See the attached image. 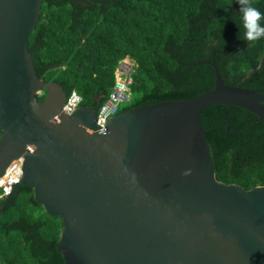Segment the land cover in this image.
Instances as JSON below:
<instances>
[{
	"label": "water",
	"instance_id": "1",
	"mask_svg": "<svg viewBox=\"0 0 264 264\" xmlns=\"http://www.w3.org/2000/svg\"><path fill=\"white\" fill-rule=\"evenodd\" d=\"M44 0H0V177L62 220L66 264H264V185L217 179L200 120L212 104L264 119V94L224 81L183 100L63 111L68 94L36 71L28 38ZM8 197V196H7Z\"/></svg>",
	"mask_w": 264,
	"mask_h": 264
},
{
	"label": "trees",
	"instance_id": "2",
	"mask_svg": "<svg viewBox=\"0 0 264 264\" xmlns=\"http://www.w3.org/2000/svg\"><path fill=\"white\" fill-rule=\"evenodd\" d=\"M91 1L44 0L28 38L37 73L68 95L76 88L82 104H103L126 55L138 67L131 99L119 111L212 89L211 61L226 83L264 94V38L244 40L237 0ZM253 3L264 12V0ZM200 120L217 179L246 190L264 185V119L212 104ZM62 225L36 200L33 187L19 183L0 198V264H66L58 250Z\"/></svg>",
	"mask_w": 264,
	"mask_h": 264
},
{
	"label": "built area",
	"instance_id": "3",
	"mask_svg": "<svg viewBox=\"0 0 264 264\" xmlns=\"http://www.w3.org/2000/svg\"><path fill=\"white\" fill-rule=\"evenodd\" d=\"M137 67L138 62L130 55H126L118 62L114 72L115 83L113 90L103 104L97 109L96 123L98 126H105L106 120L119 112L120 104L130 101L131 85L134 82L133 74ZM82 101L83 96L74 88L67 96L63 111L72 113L75 108L82 104ZM23 160L24 158L22 156L12 160L0 177L2 178L0 183V198L11 195L20 183V178L23 175Z\"/></svg>",
	"mask_w": 264,
	"mask_h": 264
},
{
	"label": "clouds",
	"instance_id": "4",
	"mask_svg": "<svg viewBox=\"0 0 264 264\" xmlns=\"http://www.w3.org/2000/svg\"><path fill=\"white\" fill-rule=\"evenodd\" d=\"M237 3L240 6L244 40L256 42L264 38V12L255 6L253 0H237Z\"/></svg>",
	"mask_w": 264,
	"mask_h": 264
},
{
	"label": "rangeland",
	"instance_id": "5",
	"mask_svg": "<svg viewBox=\"0 0 264 264\" xmlns=\"http://www.w3.org/2000/svg\"><path fill=\"white\" fill-rule=\"evenodd\" d=\"M127 104H128V102H122V103L120 104V109H121L123 106L127 105Z\"/></svg>",
	"mask_w": 264,
	"mask_h": 264
},
{
	"label": "flooded vegetation",
	"instance_id": "6",
	"mask_svg": "<svg viewBox=\"0 0 264 264\" xmlns=\"http://www.w3.org/2000/svg\"><path fill=\"white\" fill-rule=\"evenodd\" d=\"M75 1H78V0H75ZM93 1H95V0H92L91 2H93ZM103 1H104V0H103ZM103 1H102V2H103ZM91 2H90V3H91ZM88 3H89V2H88ZM63 89H64V88H63ZM64 91H65V90H64ZM65 92H66V91H65ZM66 93H67V92H66Z\"/></svg>",
	"mask_w": 264,
	"mask_h": 264
},
{
	"label": "bare ground",
	"instance_id": "7",
	"mask_svg": "<svg viewBox=\"0 0 264 264\" xmlns=\"http://www.w3.org/2000/svg\"><path fill=\"white\" fill-rule=\"evenodd\" d=\"M1 181H2V178H0V183H1Z\"/></svg>",
	"mask_w": 264,
	"mask_h": 264
}]
</instances>
